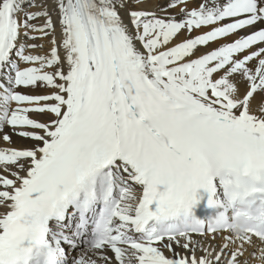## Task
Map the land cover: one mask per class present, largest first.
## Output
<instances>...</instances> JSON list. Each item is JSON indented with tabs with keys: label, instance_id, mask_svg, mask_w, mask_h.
<instances>
[{
	"label": "snow or ice",
	"instance_id": "snow-or-ice-1",
	"mask_svg": "<svg viewBox=\"0 0 264 264\" xmlns=\"http://www.w3.org/2000/svg\"><path fill=\"white\" fill-rule=\"evenodd\" d=\"M0 264H264V0H0Z\"/></svg>",
	"mask_w": 264,
	"mask_h": 264
},
{
	"label": "bare ground",
	"instance_id": "bare-ground-1",
	"mask_svg": "<svg viewBox=\"0 0 264 264\" xmlns=\"http://www.w3.org/2000/svg\"><path fill=\"white\" fill-rule=\"evenodd\" d=\"M49 4H51V0H49ZM53 18L55 19V17H53ZM37 23H40V21H37ZM35 43L43 44V45L45 46V48H47V46H48V42H47V40H37V41H35ZM13 139H14V141H15V143H16L17 145H19V144H21V143H24L23 141L18 140V139H16L15 137H13Z\"/></svg>",
	"mask_w": 264,
	"mask_h": 264
}]
</instances>
